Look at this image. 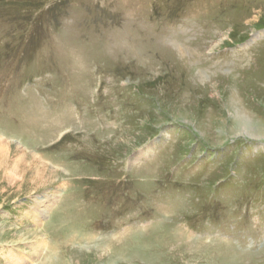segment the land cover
I'll list each match as a JSON object with an SVG mask.
<instances>
[{
  "label": "rangeland",
  "instance_id": "rangeland-1",
  "mask_svg": "<svg viewBox=\"0 0 264 264\" xmlns=\"http://www.w3.org/2000/svg\"><path fill=\"white\" fill-rule=\"evenodd\" d=\"M0 264H264V0H0Z\"/></svg>",
  "mask_w": 264,
  "mask_h": 264
}]
</instances>
